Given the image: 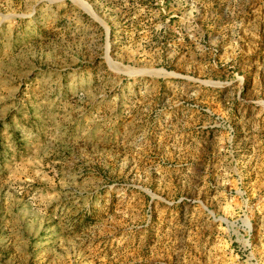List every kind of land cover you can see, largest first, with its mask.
<instances>
[{
	"label": "rangeland",
	"instance_id": "obj_1",
	"mask_svg": "<svg viewBox=\"0 0 264 264\" xmlns=\"http://www.w3.org/2000/svg\"><path fill=\"white\" fill-rule=\"evenodd\" d=\"M0 264H264V0H0Z\"/></svg>",
	"mask_w": 264,
	"mask_h": 264
},
{
	"label": "bare ground",
	"instance_id": "obj_2",
	"mask_svg": "<svg viewBox=\"0 0 264 264\" xmlns=\"http://www.w3.org/2000/svg\"><path fill=\"white\" fill-rule=\"evenodd\" d=\"M150 73H152V74H158V73L166 74L164 71H155V70H152Z\"/></svg>",
	"mask_w": 264,
	"mask_h": 264
}]
</instances>
